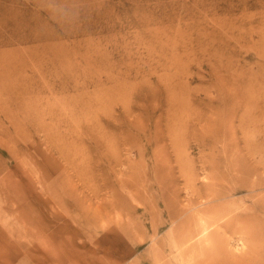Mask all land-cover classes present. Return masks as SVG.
Wrapping results in <instances>:
<instances>
[{"label": "rangeland", "instance_id": "rangeland-1", "mask_svg": "<svg viewBox=\"0 0 264 264\" xmlns=\"http://www.w3.org/2000/svg\"><path fill=\"white\" fill-rule=\"evenodd\" d=\"M0 264H264V0H0Z\"/></svg>", "mask_w": 264, "mask_h": 264}, {"label": "bare ground", "instance_id": "bare-ground-1", "mask_svg": "<svg viewBox=\"0 0 264 264\" xmlns=\"http://www.w3.org/2000/svg\"><path fill=\"white\" fill-rule=\"evenodd\" d=\"M227 107V106H226ZM242 128V127H241ZM220 206H222V205H220ZM212 209H209L210 210V213H212L213 214V216L215 217H217L216 219H215V221L212 223V224H210V225H207L206 223H205V220H203V218L202 217H198V221H199V223H198V226H199V230L196 232V233H194L193 234V232L191 233V232H189V233H185V230L181 233V235H179V237H178V239H179V241H177L176 243H174L173 245H174V247L176 248V249H179L178 250V252L180 253V255H182L183 253H186V252H194V251H197V248L202 244V243H204V242H215V243H217L218 244V246L220 245H222V238H221V235H220V238H219V236H218V232H217V226H220L219 225V223H216V222H218V220L220 219V218H223V217H225L228 213H223L224 212V209H223V207H219V205H218V207H215V206H213V207H211ZM226 212H228V211H226ZM230 212V211H229ZM240 219H242V218H237V216H235V217H229L225 222H224V224H223V229H224V227H226L227 228V226L228 225H234V224H236V223H240L242 220H240ZM243 220H246V219H243ZM182 224H183V227H184V221H182L181 222ZM189 223V222H188ZM216 223V224H215ZM215 224V228L213 229V230H211V229H209V227L210 226H212V225H214ZM241 224H243V221L241 222ZM178 225V224H177ZM231 225V226H232ZM231 226H228V227H231ZM180 227V226H179ZM178 227V228H179ZM238 229V228H237ZM179 234V233H178ZM220 234V233H219ZM218 236V237H217ZM196 239H198L197 240V243H195V244H197L198 246H194L195 244H191V241L192 240H196ZM198 242H199V244H198ZM217 244H215V245H217ZM205 245V244H204ZM215 247V246H214ZM217 247V246H216ZM222 247V246H221ZM200 249L202 248L201 246L199 247ZM209 249V248H208ZM221 250V249H220ZM224 251H225V249H224ZM202 252H204V251H202ZM199 253H201V252H199ZM227 253H230V252H227ZM227 253H226V251L224 252V253H222V254H224V256H228V255H230V254H228L227 255ZM193 254V253H192ZM232 255V254H231ZM226 258V257H225ZM238 261V260H237Z\"/></svg>", "mask_w": 264, "mask_h": 264}]
</instances>
